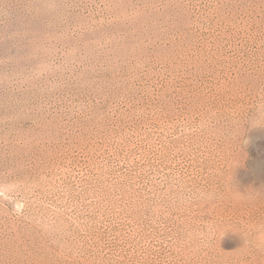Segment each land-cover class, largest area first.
Here are the masks:
<instances>
[{"label":"rangeland","instance_id":"374dc122","mask_svg":"<svg viewBox=\"0 0 264 264\" xmlns=\"http://www.w3.org/2000/svg\"><path fill=\"white\" fill-rule=\"evenodd\" d=\"M0 264H264V0H0Z\"/></svg>","mask_w":264,"mask_h":264}]
</instances>
